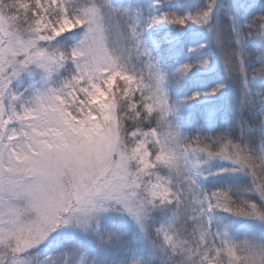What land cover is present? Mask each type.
<instances>
[{"label": "snow or ice", "instance_id": "obj_1", "mask_svg": "<svg viewBox=\"0 0 264 264\" xmlns=\"http://www.w3.org/2000/svg\"><path fill=\"white\" fill-rule=\"evenodd\" d=\"M162 2L0 0V264H33L53 233L70 238L38 264H264V2L199 0L183 13ZM188 22L206 29L227 79L172 99L170 79L210 67L204 45L170 69L166 38L145 33ZM228 83L231 121L208 134L205 110L185 130V105ZM213 160L246 182L205 189Z\"/></svg>", "mask_w": 264, "mask_h": 264}, {"label": "rangeland", "instance_id": "obj_2", "mask_svg": "<svg viewBox=\"0 0 264 264\" xmlns=\"http://www.w3.org/2000/svg\"><path fill=\"white\" fill-rule=\"evenodd\" d=\"M188 1L192 4L197 3V0H163L159 7L162 11H178L183 13ZM242 1L243 0H241V2ZM118 2L125 5L144 4L151 3V0H118ZM255 2V0H244L242 3L254 4ZM261 2H264V0H261ZM76 32L77 30L73 29L71 32L64 33L65 35H67L63 38L65 40V43H71ZM145 38L149 40V42L153 40L160 41L161 39L166 38L168 42L160 45L159 55L162 61L170 69L177 67L180 63H183L185 61L196 60L199 56V52L195 50L196 45H204V48L200 51H202L203 54L209 58L210 67L205 69L201 68L199 65H196L186 76L179 80V82L170 79L167 82V91L169 94V89L171 88L172 99H179L185 96H190L194 91L204 92L214 87L217 83L226 81V74L223 68V64L215 47L210 46L206 43V41L208 40V35L204 27L194 25L191 22H188L183 26L159 24L154 25L152 29L147 30L145 33ZM189 48H192L194 50L192 52H189ZM227 88L228 85L214 97L206 98L204 96H201L188 102L183 110L185 116L184 123L189 120L195 107L198 109H201L202 107L205 108L206 103L212 102L224 95L227 92ZM201 105L204 106L201 107ZM226 166L227 165L224 161L219 160H213L206 164L203 169L204 172H211L214 174H206L202 176L200 179L202 186L205 188L206 182L215 180L216 178L225 174H230L216 172V169ZM217 215H219L223 221L231 219L228 214L218 212ZM110 223L115 224V226L120 229H127L130 235L134 232V227L127 217L113 214ZM239 225L241 226V230H245L248 227L249 222L241 220L239 221ZM69 238L70 237L67 234H61L59 236H57L55 233L51 234L48 240L42 242L35 249L31 250V253L34 257L33 264H38V262L46 255V253L50 249L55 247L57 241H66Z\"/></svg>", "mask_w": 264, "mask_h": 264}, {"label": "trees", "instance_id": "obj_3", "mask_svg": "<svg viewBox=\"0 0 264 264\" xmlns=\"http://www.w3.org/2000/svg\"><path fill=\"white\" fill-rule=\"evenodd\" d=\"M244 1V0H243ZM242 1V2H243ZM256 1V0H255ZM199 0H197V3ZM192 4L189 1L187 2V5ZM67 35H62V42L65 43V40L63 39ZM227 79V78H226ZM227 92L222 95L220 98L215 99L212 102L206 103V107H202L204 105H201V109L194 108L192 111V114L188 121L184 123L185 130H193L197 126V124L200 123L199 116L202 112L205 110L214 111L215 117L213 118V121H210L209 124H206L202 131L207 132L208 134L214 133L217 128L225 126L227 123H229L232 119V116L234 114L235 110V100L236 97L239 95V90L236 86H234L232 83H228ZM170 97H172V90L169 89ZM246 182V178L237 175V174H225L223 176H220L216 178L215 180H210L206 182L205 189L207 190H214L217 187H223V186H232L237 187L238 185L244 184ZM241 193H237L239 195ZM160 216L157 214V220H159Z\"/></svg>", "mask_w": 264, "mask_h": 264}]
</instances>
